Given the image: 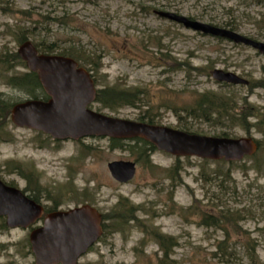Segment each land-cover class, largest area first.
Masks as SVG:
<instances>
[{"label":"rangeland","instance_id":"obj_1","mask_svg":"<svg viewBox=\"0 0 264 264\" xmlns=\"http://www.w3.org/2000/svg\"><path fill=\"white\" fill-rule=\"evenodd\" d=\"M255 1L0 0L2 55L16 52L18 33L23 32L35 46L54 43L57 47L51 54L70 53L74 46L99 55L96 88L143 92L137 106L111 110L94 102L93 110L130 120L147 111L159 124L179 129L185 109L202 93L213 91L231 100V110L247 114L246 126H215L186 115L192 130L204 135L225 131L230 137L252 136L261 142L255 159L245 157L233 164L176 157L155 149L149 154L150 167L130 152V140H124L122 148H110L107 137L56 141L8 120L0 142L4 181L24 188L25 180L17 173L21 167L33 172L29 177L38 181L39 201L46 207L66 209L89 203L102 218L105 215L107 231L78 264H161L154 229L176 242L173 264H264V87L225 84L211 76L218 68L261 84L264 57L244 45L193 32L153 13L167 10L215 26L229 23L235 31L264 42V0ZM6 65V71L0 67L1 98L14 103L29 97L5 79L24 73L25 68ZM116 160L136 163L128 182L111 177L107 164ZM221 170L230 171L225 180L217 177ZM120 198L136 207L137 223L116 225L112 212ZM220 209L226 215L237 210L242 218L236 224L226 220L223 230L202 223L204 215L214 216ZM28 233L8 228L0 217V264L32 263Z\"/></svg>","mask_w":264,"mask_h":264},{"label":"water","instance_id":"obj_2","mask_svg":"<svg viewBox=\"0 0 264 264\" xmlns=\"http://www.w3.org/2000/svg\"><path fill=\"white\" fill-rule=\"evenodd\" d=\"M154 13L192 31L242 43L264 54V42L236 31L171 11L155 10ZM16 51L29 70L37 73L48 97L46 100L25 99L14 103L10 109V120L17 127L37 130L56 140H79L91 136L140 138L177 157L226 162L240 161L257 151V142L249 136L233 138L188 133L165 125L97 112L88 107L96 98L93 80L76 61L66 56L38 53L30 40L22 41ZM211 76L219 82L248 83L236 73L218 68L211 72ZM107 168L118 182L129 181L135 173V163L129 160L111 161ZM42 215V205L0 179V216L5 218L8 227L26 228ZM101 234V214L95 207L81 204L49 212L42 225L32 229L28 237L36 264H76Z\"/></svg>","mask_w":264,"mask_h":264},{"label":"trees","instance_id":"obj_3","mask_svg":"<svg viewBox=\"0 0 264 264\" xmlns=\"http://www.w3.org/2000/svg\"><path fill=\"white\" fill-rule=\"evenodd\" d=\"M256 3H259L260 0H256ZM192 18V17H189ZM194 19V18H193ZM218 26V25H216ZM221 27H225L234 30L235 28L229 23L223 24ZM29 32H27L28 34ZM25 39V34L18 33V39L17 41L22 42ZM44 46L41 47V45L36 44V48L41 53H48L51 52V50L55 47H57L54 43H43ZM70 53H62L61 55L69 56L74 59H78L82 57L84 60H86L87 63L91 64L93 68H98L101 65L100 56L93 53V52H85L82 49H75L74 46H71ZM81 51V53H79ZM20 64L24 65V62L20 59L18 54L16 52L12 53H6L2 55V51H0V67H2L3 71L8 70L6 67L10 64ZM5 66V67H4ZM6 83L12 87L20 88L29 94L32 98H38L41 93H38L36 91V88L41 89L40 84L38 82V79L36 77V74L34 72H27L25 75H17L14 76L13 74L10 76H6ZM143 93L138 90H128V89H122V88H115V87H104L97 91L96 94V102H98L101 107L108 108V109H117L121 106H137V103L140 101V94ZM43 99H46V95L43 94V96H40ZM231 100L226 99L225 97H222L218 95L217 93L213 91L202 93L195 101L194 105H192L190 108L185 109V116L180 117V120H183V123L179 126L180 130L186 131L188 133H198V130H192V128L188 125V117L186 115L192 116V120L199 121H205V122H212L215 126H223V125H230L233 126L237 123L241 126H246L247 122V114L246 113H236L233 110H231L230 104ZM12 103L4 100L1 98L0 95V142L3 141V138L6 136V133L3 131V127L6 126L7 121L9 120V114H10V107ZM184 112V111H183ZM138 121L152 123V124H158L156 118L154 117V114H150L147 111H145L144 115H140L137 119ZM199 122V123H200ZM214 136H225L229 137L228 133L225 131H221ZM130 141L133 142V146L130 148V152L137 155V158L141 161H143L146 165L152 166L150 164L149 160V154L155 150V147L148 141L142 140L140 138H134ZM110 142V148H122L124 144V140L121 139H109ZM258 150L260 149L261 142L258 141ZM257 150V151H258ZM257 153V152H256ZM255 153V154H256ZM255 154L248 158L255 159ZM223 164L226 162L221 161ZM229 164H233L235 162H228ZM19 166V165H17ZM256 170L259 171L261 167L255 166ZM17 173L21 175L22 177H29L31 171H25L21 167H17ZM217 177L222 176L223 180H225L230 175V171H219L216 172ZM202 177L204 175L202 174ZM175 178V177H174ZM172 178V179H174ZM206 179V178H203ZM35 199H37L35 196H33ZM38 201V200H37ZM118 208L114 209L112 213H114V218H116V225L122 226L124 225L125 221H135V223L138 222V220L134 216V210H136V207L133 206L127 199L120 198L117 201ZM111 213V214H112ZM105 218V215L103 216V219ZM204 222L206 225L214 226L216 228H222V223L226 220L233 222L236 224L237 221H239L242 216L240 215L239 211L235 210L234 214L226 215L225 211H222V209L218 210L214 216H211L209 214L204 215ZM103 232L105 233L107 230H104L105 224L103 222L102 224ZM108 227V226H107ZM108 229V228H107ZM113 230V229H112ZM142 231L145 233V235H149L148 231L146 229H142ZM154 235H155V243H157V246L161 250V256L159 257V261L161 264H166V262H170L171 264L173 259H171L172 254V247L175 246L176 242L173 240L172 237H169L165 234L160 233V231L154 229Z\"/></svg>","mask_w":264,"mask_h":264},{"label":"flooded vegetation","instance_id":"obj_4","mask_svg":"<svg viewBox=\"0 0 264 264\" xmlns=\"http://www.w3.org/2000/svg\"><path fill=\"white\" fill-rule=\"evenodd\" d=\"M247 37H249V36H247ZM249 38H251V39H253V40H258V39H256V38H254V37H249ZM260 41V40H259ZM230 43H233V42H230ZM233 44H235V45H243V44H241V43H233ZM245 46V45H244ZM246 47H248V48H250V49H252V50H254L256 53H257V55L258 56H262V57H264V54H261V53H259L256 49H254V48H252V47H249V46H246ZM68 52H71V50L69 49V51ZM79 53H81V51H79ZM56 54V53H55ZM60 54V53H59ZM79 58L76 60V59H74L77 63H78V67H81V68H83L85 71H87L88 73H89V76L92 78V80H93V82L95 83V78H94V72L95 71H97L95 68H93L92 66H91V64H89V63H87L86 62V60H84L82 57H80V56H78ZM22 67L23 68H25V72L24 73H19L20 75H22V74H26L27 72H31V71H29L28 69H27V67L25 66V65H22ZM96 73V72H95ZM260 74L261 75H264V65L261 67V72H260ZM246 79V78H245ZM250 79L251 78H247V81H248V83L245 85V86H249L250 88H252V87H254V88H260V87H264V82L263 83H261V84H254V82L252 81V82H250ZM263 81H264V79H262ZM252 83V84H251ZM96 84V83H95ZM250 85H252V86H250ZM96 86V85H95ZM99 88H96V91L98 90ZM36 91L38 92V93H41L42 94V89H38V88H36ZM44 94V93H43ZM43 94L42 95H40V96H43ZM27 96H29V95H27ZM38 97V98H42V97ZM30 97V96H29ZM28 97H26V98H24V99H27ZM254 115V114H253ZM21 176V175H20ZM22 177V176H21ZM24 180H25V187L24 188H20L21 189V191L24 193V194H26L29 198H31V199H33L35 202H37L38 204H40V205H42V207H43V215L40 217V219H38L35 223H33L32 225H30V226H28V227H26V228H23V229H26V230H28L29 231V233H30V231L32 230V229H34V228H37L38 226H41L42 225V222H43V218L45 217V215L46 214H48L49 212H52V211H56V210H67L68 208H66V209H59V208H56V206H54V205H50L49 207H46L44 204H42L40 201H39V196H38V191H39V185H38V181H36V183L33 181L34 179L32 178V177H25V176H23L22 177ZM2 179V178H1ZM2 181L5 183V184H7V185H9V186H14V187H17L15 184H12V183H10V182H6V181H4L3 179H2ZM17 188H19V187H17ZM33 196H35L37 199H35ZM38 200V201H37ZM3 218V217H2ZM5 219V218H4ZM9 228V227H8ZM16 228H22V227H16ZM29 233H28V235H29ZM2 244H4V243H2ZM8 245V244H7ZM28 254L29 255H31L32 256V258H33V261H32V263L31 264H36L35 263V256H34V253H33V251L31 250V245H30V243H29V240H28ZM10 246V245H9ZM8 264H10V262L8 263Z\"/></svg>","mask_w":264,"mask_h":264}]
</instances>
